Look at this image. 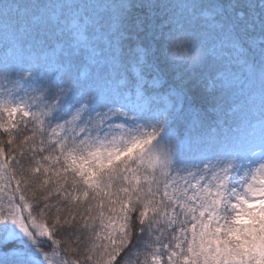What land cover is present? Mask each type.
<instances>
[{"label": "snow or ice", "instance_id": "snow-or-ice-1", "mask_svg": "<svg viewBox=\"0 0 264 264\" xmlns=\"http://www.w3.org/2000/svg\"><path fill=\"white\" fill-rule=\"evenodd\" d=\"M0 264H264V0H0Z\"/></svg>", "mask_w": 264, "mask_h": 264}, {"label": "clouds", "instance_id": "clouds-1", "mask_svg": "<svg viewBox=\"0 0 264 264\" xmlns=\"http://www.w3.org/2000/svg\"><path fill=\"white\" fill-rule=\"evenodd\" d=\"M173 53L176 54V50L175 49H173Z\"/></svg>", "mask_w": 264, "mask_h": 264}]
</instances>
